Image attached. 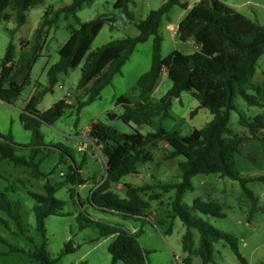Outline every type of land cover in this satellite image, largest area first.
Instances as JSON below:
<instances>
[{"label": "trees", "instance_id": "obj_1", "mask_svg": "<svg viewBox=\"0 0 264 264\" xmlns=\"http://www.w3.org/2000/svg\"><path fill=\"white\" fill-rule=\"evenodd\" d=\"M43 1L0 0V21L9 19L10 14L4 11L10 7L17 26H21L25 23L27 10ZM130 1L116 0L113 4L114 11L110 14L87 20L78 28L72 23L79 21L77 12L84 6H89L93 0H71L57 8L49 5L43 12L31 39L25 41L28 48L22 51L17 59L15 46L12 42L8 43L0 63V100L12 103L20 95L22 86L31 81L32 65L39 56L47 31L56 28L61 17L68 22L69 37L58 49V60L47 69V87L32 94L19 114L22 126L31 133L30 154L28 158L16 156L11 137L0 136V160L31 169L35 176L43 175L39 170L43 159L36 160V157L41 152V147H48L44 143L40 124L54 123L67 108L74 109L78 115L84 106L99 96L100 91L111 82L113 76L120 72L137 44L152 37L150 66L136 82L139 89L137 101L132 102L126 96H118L116 104L122 106V112L108 114V117L111 120L118 118L126 124L133 123L137 126L147 124L154 130L146 134L137 129L132 133H122L102 122H91L87 136L95 145H100L105 159V175L91 189L86 201L99 213L118 215L123 219L146 220L150 214L149 200L145 198L147 192L154 188L163 192H173L169 217L178 218L186 228L181 237L184 252L199 255L202 264H217L213 258V244L222 240L235 256L245 263L230 233L219 230L193 212L223 217L222 205L212 199L203 200L196 197L192 205L187 207L183 204L182 198L186 191L193 190L194 176L215 174L239 182L249 201V219L256 211L257 198L248 190L246 183L253 180L264 181V176L243 177L236 170L235 163L238 155L243 152L244 144L254 141L258 132L264 129V115L256 114L249 117L239 114L238 124L245 128L249 135H242L231 129L229 119L231 111L236 110L234 104L236 95L249 106L264 107V103L259 99L263 87L251 80L258 58L264 55V25H259L255 20L226 5L223 1L227 0H199L187 10L175 30V36L180 41H191L197 49L191 53H183L176 49L162 57L163 38L159 28L163 16L173 6L187 9V4L182 0H165L158 8L150 10L145 18L134 23L138 31L136 35L110 40L87 54L104 24L108 23L111 28L116 22L126 24L133 19L132 12L128 9ZM85 56L76 86L82 91V95L72 102L66 98L60 99L46 110L39 111L37 104L52 90L59 75L67 74L79 66ZM162 72L171 81V86L162 97L153 100L150 95ZM19 78L21 83L18 82ZM182 92H189L198 101L199 108H205L213 115L207 124L199 129H193L187 135L180 134L178 129L166 130L155 120L158 118L161 121L169 117L172 98H178ZM195 112L196 110H193L191 114ZM167 139L170 150L165 154V158L172 159L178 155L184 157V160L178 163L179 181L156 182L152 185L125 183L122 196L112 190L114 183L120 182L126 175L136 173L140 163L151 160L147 146H156L158 142ZM64 150L70 157L65 176L54 184H46L44 194L28 192L33 200L31 211L35 229L40 236L38 243L27 233L22 202L17 199L9 200L5 192L0 190V225L7 230H11L13 226L14 229L11 230L13 235L22 236L32 242V249L24 252L32 264L56 262V259L50 258L47 253L45 219L50 215H64L62 207L65 201L55 198L54 193L63 186H69V191L73 192L75 190L72 187L86 182L80 173L84 160L77 164L73 156L67 152V148ZM50 151L51 149H48V153ZM158 196L159 194H153L150 198ZM72 197L73 194H70V198ZM88 215L83 212L77 214L80 228L94 225L99 236H115L108 246L112 264L118 261L122 264H147V251L138 242L140 230L130 232L121 225L94 220ZM191 230L198 232L196 247ZM166 232H171V228H167ZM0 242L8 247L3 255L21 251L1 237ZM73 250L74 247L66 244L62 253Z\"/></svg>", "mask_w": 264, "mask_h": 264}, {"label": "rangeland", "instance_id": "obj_2", "mask_svg": "<svg viewBox=\"0 0 264 264\" xmlns=\"http://www.w3.org/2000/svg\"><path fill=\"white\" fill-rule=\"evenodd\" d=\"M70 1L44 0L43 3L27 10L25 23L21 26H17L13 11L7 7L4 12L9 13L10 17L0 21V63L9 42L15 46V59L28 48L25 41L31 39L43 12L49 5L57 8ZM115 1L93 0L89 6H84L77 12L79 21L72 22L74 27L78 28L87 20L110 14L114 11ZM164 1L131 0L128 9L132 12L133 19L126 24L116 22L111 28L108 23L104 24L87 54L110 40L136 35L138 31L134 23L145 18L150 10L158 8ZM182 1L193 5L198 0ZM246 1L248 2L246 3ZM223 2L230 7H234L238 3H242V5L246 3L240 9L241 13L249 15L259 25H264V0H227ZM250 10L254 11L255 18L248 14L251 13ZM184 13L186 10L173 6L163 16L159 29L163 38L162 57L176 49L183 53H189L182 48V44L184 45L186 42L180 41L175 35L172 36L171 30L166 27L167 22L177 23ZM57 24L56 28L49 29L44 36L39 56L32 65L30 83L22 86L21 93L14 102L7 103L0 100V136L11 137L15 147L14 153L19 157L28 158L31 141V133L22 126L19 114L32 94L47 87V69L58 60V49L69 37L70 30L67 27V20L61 17ZM151 45L152 37L137 44L120 72L113 76L111 82L100 91L99 96L84 106L78 115L74 109L67 108L54 123L40 124L44 143L48 147H41V152L36 157V160L43 159L39 165V170L43 175L35 176L31 169L14 166L6 160H0V190L5 192L9 200L17 199L22 202L27 221V233L37 243L40 241V236L35 229L34 216L31 211L33 200L28 192L44 194L46 184H54L65 176L70 157L64 148H67V152L73 156L77 164L84 160L80 173L86 182L80 186L72 187L75 190L73 192L69 191V186H63L54 193L55 198L65 201L62 207L65 214L50 215L45 219L46 249L48 256L56 259L55 264H112L108 246L115 236H99L94 225L80 228L76 218L79 212L89 214L88 216L94 220L121 225L130 230L133 228L136 231L140 230L138 242L147 251V264H202L199 255L188 254L182 250L181 237L186 228L178 218L169 217L173 192H163L155 188L147 192L145 198L149 200L150 205V214L147 218L150 220L123 219L118 215L99 213L86 201L91 189L105 175V159L101 153L100 145H95L87 136L91 122H102L122 133H132L134 129H137L146 134L154 130L147 124L137 126L133 123L126 124L118 118L111 120L108 117V114L122 112V106L116 104L118 96H126L132 102L137 101L139 89L136 82L138 77L150 66ZM85 58L86 56L79 66L71 69L67 74L59 75L52 90L47 92L37 104L39 111L46 110L60 99L66 98L67 101L72 102L82 95V91L78 90L76 86L80 77V67ZM251 80L263 87L259 99L264 103V55L258 58ZM18 82L21 83V78L18 79ZM170 86L171 81L166 74L161 75L150 95L151 98L159 99ZM234 104L236 110H232L230 113L229 127L242 135H249L247 130L238 124L239 114L249 117L256 114L264 115V107L249 106L238 95L234 98ZM198 106V101L189 92H182L178 98H172L169 117L161 119V121L158 118L155 120L161 123L166 130L178 129L180 134L187 135L193 129L203 127L213 117L207 109ZM193 110L196 112L191 114ZM48 149H51L49 153ZM147 150L151 153V160L140 163L136 173L126 175L120 182L114 183L111 188L115 193L120 196L124 195L125 183L152 185L156 182L167 183L180 180L178 163L183 161L184 157L178 155L172 159L165 158V154L170 150L168 139L158 142L156 146H147ZM46 153L48 155L44 157ZM60 159H62L61 162ZM235 168L243 177L264 176V129L258 132L254 141L244 144L242 154L237 157ZM192 183L193 190L184 193L183 204L190 207L196 197L219 202L222 205L223 217L206 216L196 211L193 212L219 230L230 233L237 243L240 254L245 259V263H242L224 241L218 240L213 244L214 262L217 264H264V181L253 180L246 183L248 190L257 198L256 211L250 219L248 218L249 201L238 181L215 174H199L192 178ZM70 194H73L72 198H70ZM153 194H159V196L151 199L150 195ZM169 227L171 232L168 233L166 230ZM12 229H14L13 226ZM11 230L0 225V237L21 251L3 255L2 253L8 247L0 242V264H32L24 253L32 249V242L22 236L13 235ZM191 231L194 247H196L198 232ZM66 244L74 247V250L63 254ZM187 259L189 263H187ZM115 264L122 263L118 261Z\"/></svg>", "mask_w": 264, "mask_h": 264}, {"label": "crops", "instance_id": "obj_3", "mask_svg": "<svg viewBox=\"0 0 264 264\" xmlns=\"http://www.w3.org/2000/svg\"><path fill=\"white\" fill-rule=\"evenodd\" d=\"M199 1V0H198ZM197 1V2H198ZM248 1H246V3H247ZM186 3V2H185ZM246 3H244L243 5H242V3H238V4H236V5H234V7H231V8H233L234 10H236V11H238V12H240L241 13V11H240V9L246 4ZM187 4V9H186V12H187V10L188 9H190L193 5H189L188 3H186ZM249 12H251V13H248V14H251L250 16H254V18H255V13H254V11L253 10H250ZM243 14V13H242ZM184 15H185V13H184ZM243 15H245L246 17H248V18H250L251 19V17H249V15H247V14H243ZM184 16L182 15V17H181V19L183 18ZM181 19L177 22V23H172V22H167L166 23V27L168 28V29H170L171 30V35L172 36H174L175 35V30H176V28H177V26H178V24H179V22L181 21ZM253 20V19H252ZM160 29V28H159ZM182 48L184 49V50H187V51H189V53L190 52H193V51H195L196 49H197V46L193 43V42H191V41H188V42H186L184 45L182 44ZM178 50V49H177ZM182 52V51H181ZM163 74H165L164 72H162L161 74H160V76L161 75H163ZM159 76V77H160ZM70 102V101H69Z\"/></svg>", "mask_w": 264, "mask_h": 264}, {"label": "built area", "instance_id": "obj_4", "mask_svg": "<svg viewBox=\"0 0 264 264\" xmlns=\"http://www.w3.org/2000/svg\"><path fill=\"white\" fill-rule=\"evenodd\" d=\"M67 95H68V94H67ZM147 217H148V216H147ZM147 217H146L145 219L150 220V219H148ZM128 230H129L130 232H135V231H136V229H134V228L131 229V230H130V229H128Z\"/></svg>", "mask_w": 264, "mask_h": 264}]
</instances>
